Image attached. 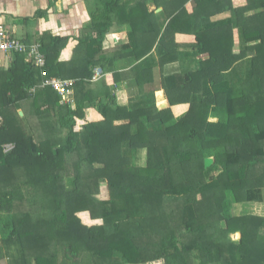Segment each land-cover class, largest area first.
I'll list each match as a JSON object with an SVG mask.
<instances>
[{
    "label": "trees",
    "instance_id": "1",
    "mask_svg": "<svg viewBox=\"0 0 264 264\" xmlns=\"http://www.w3.org/2000/svg\"><path fill=\"white\" fill-rule=\"evenodd\" d=\"M94 1L71 60L51 36L45 67L24 52L0 66V260L264 264V217L235 212L264 201V0Z\"/></svg>",
    "mask_w": 264,
    "mask_h": 264
},
{
    "label": "crops",
    "instance_id": "2",
    "mask_svg": "<svg viewBox=\"0 0 264 264\" xmlns=\"http://www.w3.org/2000/svg\"><path fill=\"white\" fill-rule=\"evenodd\" d=\"M246 3L247 0H233V5L236 8L246 5ZM155 7L153 4L150 5V9ZM96 8L94 0H0V23L24 42L41 43V40L48 39L51 36L69 37V41L61 54L62 60L69 61L79 53L80 38L88 32L92 20L91 14ZM162 11L163 7L157 9V12ZM161 19H164V17L161 16ZM115 35L122 43L127 42L129 39L128 30L124 28L114 31L112 34L113 39H115ZM13 58L14 55L12 54L0 53V66L9 65ZM102 77L103 72L94 80L97 81ZM120 84L118 88L123 91V94L120 92V97L123 100L127 99L128 102H131L135 96L141 93V87L133 79ZM157 92H159L162 105H166V101L163 99V90ZM169 106L168 101V105L164 108ZM172 108L174 113L179 116L189 109V104H179ZM88 114L92 117L98 115L95 110L91 109L88 110ZM243 212H252L264 217V201L239 205L237 214ZM91 220L93 221L92 218Z\"/></svg>",
    "mask_w": 264,
    "mask_h": 264
},
{
    "label": "built area",
    "instance_id": "3",
    "mask_svg": "<svg viewBox=\"0 0 264 264\" xmlns=\"http://www.w3.org/2000/svg\"><path fill=\"white\" fill-rule=\"evenodd\" d=\"M15 52H24L29 59H32L35 64L41 68L46 65V57L42 51V44L35 42L27 44L16 38L11 37V32L5 25L0 23V53L13 54ZM102 73V70H97L94 78H98V75ZM74 84V80H63L60 78H49L44 82V85H50L61 94H71V87ZM1 121V117H0ZM7 150H11L13 145H7Z\"/></svg>",
    "mask_w": 264,
    "mask_h": 264
},
{
    "label": "rangeland",
    "instance_id": "4",
    "mask_svg": "<svg viewBox=\"0 0 264 264\" xmlns=\"http://www.w3.org/2000/svg\"><path fill=\"white\" fill-rule=\"evenodd\" d=\"M115 36L116 37H115V39H113V44L115 46H120L122 41L117 37V35H115ZM97 70H99V68ZM97 70H96L95 73H97ZM162 93H163V99L166 101V105H168V101L166 99L167 97L165 96V91L163 90ZM156 99H157V104H158V106L160 108H164L166 106V105H162V102L159 99V92L156 93ZM235 212H237V211H235ZM79 215L81 216L82 220L85 223H88V225H92V223L95 224V223H99L100 222L99 220H93L92 221L89 212H81ZM237 236H240V235L238 234ZM0 264H7V259L5 258L4 260H0Z\"/></svg>",
    "mask_w": 264,
    "mask_h": 264
},
{
    "label": "water",
    "instance_id": "5",
    "mask_svg": "<svg viewBox=\"0 0 264 264\" xmlns=\"http://www.w3.org/2000/svg\"><path fill=\"white\" fill-rule=\"evenodd\" d=\"M20 114L21 115H24V112L23 111H20ZM214 161L215 160H214L213 157L206 158V160H205L206 167H210L214 163Z\"/></svg>",
    "mask_w": 264,
    "mask_h": 264
}]
</instances>
